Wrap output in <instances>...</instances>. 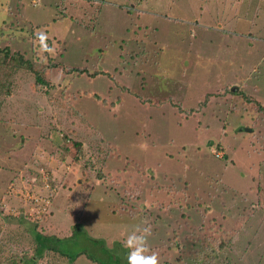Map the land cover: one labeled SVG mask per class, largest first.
Listing matches in <instances>:
<instances>
[{"label": "rangeland", "instance_id": "1", "mask_svg": "<svg viewBox=\"0 0 264 264\" xmlns=\"http://www.w3.org/2000/svg\"><path fill=\"white\" fill-rule=\"evenodd\" d=\"M6 47L0 264L35 233L128 264L137 226L160 264H264V0H0Z\"/></svg>", "mask_w": 264, "mask_h": 264}, {"label": "trees", "instance_id": "2", "mask_svg": "<svg viewBox=\"0 0 264 264\" xmlns=\"http://www.w3.org/2000/svg\"><path fill=\"white\" fill-rule=\"evenodd\" d=\"M0 53L4 54V58L8 59L9 61L10 60L11 61L14 60L13 56L15 54H17V53H11L10 50L8 49V47L0 49ZM28 69L31 71V73H32V75L34 77V81H35V83L37 85L46 86L48 89H50L49 84L43 78L44 74L41 72V69L34 68V66L33 67L32 66H28ZM11 71L12 72H17L18 68H14V65L10 64V62L8 64H3V63L0 62V88L1 89L4 88L3 84H4V82H6V81L3 80L2 76H6L7 74H11ZM1 94L8 95L9 92L0 91V95ZM260 110L264 114V108L260 107ZM74 230L76 232V229H74ZM86 236L89 237L88 235H86ZM71 239H73L72 235H71ZM92 240H93V242H96L98 244H102V241H101L102 239L101 240L92 239ZM52 242L59 243L60 242V237L42 236L40 233H35V237H34V243H35L34 254L32 255L31 258L27 259V262L30 263V264H34L35 261L38 260V259H41L44 256L45 253L51 252V253H56L59 257L63 256L70 264H73L74 260L81 255V253H78V254H75V255L67 254L63 250H59L55 246H51ZM91 261H92V259H91ZM118 262L119 261H116L114 264H116Z\"/></svg>", "mask_w": 264, "mask_h": 264}, {"label": "clouds", "instance_id": "3", "mask_svg": "<svg viewBox=\"0 0 264 264\" xmlns=\"http://www.w3.org/2000/svg\"><path fill=\"white\" fill-rule=\"evenodd\" d=\"M37 38L39 40L40 51L54 55L55 45H53V47L48 46V37L43 31H39L37 33ZM150 235V227H146L141 230L139 226H137L135 230L128 235L123 244L126 249L130 250L127 256L128 264H160L157 253L151 252V254H148L150 252L148 244V237Z\"/></svg>", "mask_w": 264, "mask_h": 264}, {"label": "crops", "instance_id": "4", "mask_svg": "<svg viewBox=\"0 0 264 264\" xmlns=\"http://www.w3.org/2000/svg\"><path fill=\"white\" fill-rule=\"evenodd\" d=\"M237 18V16H233V19Z\"/></svg>", "mask_w": 264, "mask_h": 264}]
</instances>
